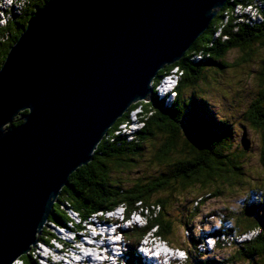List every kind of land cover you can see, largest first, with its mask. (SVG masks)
<instances>
[{
  "label": "water",
  "instance_id": "water-1",
  "mask_svg": "<svg viewBox=\"0 0 264 264\" xmlns=\"http://www.w3.org/2000/svg\"><path fill=\"white\" fill-rule=\"evenodd\" d=\"M227 1L48 0L34 11L0 67V264L29 255L69 176Z\"/></svg>",
  "mask_w": 264,
  "mask_h": 264
},
{
  "label": "trees",
  "instance_id": "trees-1",
  "mask_svg": "<svg viewBox=\"0 0 264 264\" xmlns=\"http://www.w3.org/2000/svg\"><path fill=\"white\" fill-rule=\"evenodd\" d=\"M47 1L24 0L20 12L13 7V10L9 9L12 18L4 25L0 24V67L27 20ZM239 5L244 9L247 5L258 6V3L255 0H228L183 57L159 71L153 81L152 98L133 104L108 130L95 149L93 159L69 176L47 222L67 225L71 217L65 210V203L78 211L83 219L99 211L112 210L119 204L125 206L127 215L141 210L147 218L146 225L130 227L123 232L128 241L125 264H142L137 245L152 228L157 229L156 234L164 239L160 240L173 245L178 228L189 227L196 216L195 206L203 199L204 191L220 196L226 187H236L249 191L246 201L238 213L223 211L222 225L209 234L216 238L217 248L222 249L225 243L238 245L237 238L258 231L252 239L238 246L227 262L264 264V186L260 185L263 183H244L243 176L247 171L243 168L246 165L243 161L247 150L237 144L238 132L243 129L221 112H215L202 90V83L209 90L219 85L218 71L232 66L247 75L242 81L244 87L247 82L255 83L250 92L253 97L242 120L258 138L264 169V8H257L263 17L258 20L257 14L238 11ZM231 51H236L233 64L227 61ZM175 67H180V78L177 95L169 102L166 97L158 96L156 87ZM209 70H215L211 78L206 74ZM136 108L142 111L139 121L145 123L129 135L120 130V125L129 121ZM21 122L17 117L15 125ZM248 142L241 138L242 146L248 147ZM188 192L198 197L194 200L195 209L187 207L184 219L176 218L174 206H183ZM53 236L54 232L46 227L39 240L49 242ZM186 238L178 246L187 251V264H222L200 259L195 247L201 240ZM21 258L26 264L35 262L31 251Z\"/></svg>",
  "mask_w": 264,
  "mask_h": 264
},
{
  "label": "rangeland",
  "instance_id": "rangeland-1",
  "mask_svg": "<svg viewBox=\"0 0 264 264\" xmlns=\"http://www.w3.org/2000/svg\"><path fill=\"white\" fill-rule=\"evenodd\" d=\"M23 2H24V0H11V2H9V0H0V13H1L0 14V24L4 25L7 23L8 19L12 18L11 16H9V9L13 10L12 7L14 8L15 11L20 12L21 7L23 5ZM258 4H259V2H258ZM239 10L245 11V9H243L241 6L238 7V11ZM3 37L7 38L6 35H4ZM235 59H236V51H231L227 56L228 63L233 64ZM214 73H215V70H209L206 72L207 77H210V78L212 76H214ZM243 74H244V76H243ZM217 76H218V81L220 82L219 85L212 86L209 90V88H207V86L202 83V90L204 92H206L205 94H206L207 100L211 102L212 107H213L215 112H221L222 116L229 118L233 122V124L236 123V125H238L239 128L243 129V131L238 132L239 134L237 135V144L239 146H241L243 149L247 150V152L245 153L244 161H243L246 164L243 168L245 171H247L246 175L243 176L244 183H247V181L251 185L263 183L260 185L264 186V169L262 168L261 160H260V147L258 146V138L256 137L255 133L250 129V126L248 125V123L246 121L242 120V117L245 115L246 108L249 106L250 100L253 97L250 94V92L254 88L255 83L253 81H251L250 83L247 82V86L244 87V83L242 81L246 80L245 76H247V75L245 73H243V71L240 68L235 67V66H232V67L226 69L225 71H218ZM159 84H160V82H159ZM159 84H158L157 88L160 92H162V95L165 96V94H168V92L174 93V86L173 85H171L165 89L160 90L161 88H159ZM157 94H158V91H157ZM169 99L170 98H168L167 101L170 102L171 100H169ZM141 112L142 111L140 108H136L135 110H133L131 112L132 119L136 120L138 115ZM239 121L244 122L245 123L244 126H243V124L241 125L239 123ZM139 125H140V121L137 122V127ZM241 138H246L249 141L248 147L242 146ZM143 162L146 163L147 161L143 160ZM142 166L145 167L146 165L142 164ZM259 178H262V180H260ZM253 181H255V182H253ZM189 189H192V188H189ZM208 192H210V191H204L203 192L204 197L199 202V204H197L196 206L194 205V200L197 199L198 197L196 196L195 193H192V192H188L185 194V196H186L185 198H187V199H186L183 206H181V207L176 206V205L174 206L175 209H173V215L176 218L183 217V219H184V217H185L184 214H185L186 208L189 207V209H195L194 206L196 207V212L194 211V214H196V216L192 219V221H190L189 227H179L178 228L179 231L176 234V237L178 240L176 238H173V246L174 247H180L178 245H180L181 242H183V240L186 237L191 236L192 239L203 240L205 242V245L203 243H201V244H197L195 247L196 248L195 249L196 255L199 254L198 256L200 257V259H202V260H204V259L215 260L218 262H222V264H243V262H241V261H239L237 263L227 262V259L230 258L231 255L236 252V250L238 249V246L244 244L241 241H244V242L247 240L249 241L250 239L253 238V236L255 234H257L258 231L251 232L252 234L247 235L245 240H243V238H241V239L237 238L236 240L238 242V245H236L235 243L234 244L225 243L224 248H222V249L217 248L216 243H215V245H213L214 240H215L214 238L209 237V236H207V238H205L204 236L207 233H214L219 229V227L222 225V221L220 220V217L223 216V214H224L223 211H229L230 210L229 211L230 213H233V212L238 213V211L241 209L242 205L246 201L247 196L249 194V191L245 190V189H240V188L237 189L236 187H231V188L226 187L220 196H213V195L209 194ZM200 193L202 194L201 191H200ZM65 205H69V204L65 203ZM118 206L113 208L114 210L109 212L108 214L112 215L113 213H116L119 215V218H122L123 217V211H124L127 222L124 223V225H123V227H121V229H127L128 226L131 224L133 226H137V227H142V226L146 225L147 218L139 210H136V211L132 212L130 215H127L125 206L123 204H119ZM66 207H68V206H66ZM70 210H72L73 212L78 214V212L76 210H74L72 207H70ZM101 213L103 215H105L104 212H98V213L92 214V216L94 215L93 217L92 216H90V217L96 218L97 216L102 215ZM138 214H142L144 217L142 216V218H140V217H138ZM95 222H98L97 219L95 220ZM69 225H70V227L73 226V224L70 222H69ZM54 226H55L54 224H51L48 227L54 233H57V229ZM113 228H114V226H113ZM95 229L96 228H93L90 231V233L94 232V234H95L96 233ZM118 232H119V235L122 236L120 231H118ZM72 234L73 235L76 234V237H78V234L76 232L72 231ZM111 235H113V234H111ZM95 236L98 238L101 237V235H95ZM115 236H118V235H115ZM120 236L118 237V239L122 240V237H120ZM83 237H84V235L80 234L79 243L82 245H83V243H81L82 242L81 240ZM146 237H148V235ZM116 238L117 237H113V238L111 237L112 240H115ZM149 239L152 240L154 238H152V236L150 235ZM187 239L188 238H186V240ZM229 240L232 241L231 238ZM146 241H148V238H145L142 240V242H146ZM177 241H179V242H177ZM93 242L94 241L92 240V242H89L92 244L84 243L85 245H83V246L86 247L85 250L87 249L88 252H82L81 258L84 259L85 255L87 253H91L92 259L89 260V263L93 262V264H102L103 261L98 256L100 251L93 249V248H97V247L99 248V245L97 243H93ZM118 243H119V241H117V244ZM51 245L53 247H57V246L61 247V244H58V242L56 240H52ZM83 246H81V247H83ZM104 246L106 248L105 252H107V250H109V248H107L106 245H104ZM125 246L126 247L124 249L126 251L127 243ZM39 247H40L39 249H37L36 251H33V253H32L35 256V259H34L35 263L34 264H57L56 260L53 256H47V254H46L47 251L54 252L53 249H46L45 250V247H44V245H42V243L39 244ZM116 247L118 248L119 246H116ZM156 248L158 250H163V249L169 248V245L166 241L163 242L162 240H159L158 244L156 245ZM205 248L208 251L207 253L205 252ZM100 249H101V247H100ZM191 249L194 250L193 248H191ZM125 251H124V255L118 257L116 260L113 259L114 258L113 256H109L108 254L105 253L104 259L112 260L116 264H123V260H124L123 258L125 257ZM180 253H182V252L177 253L179 257H181ZM198 256L196 258H198ZM94 259H95V261H94ZM178 260H179V262L185 263V261L182 260V258L178 259ZM64 262L68 263V264L71 263V261H64ZM224 262H226V263H224ZM16 263L21 264L22 258H19L18 260H16Z\"/></svg>",
  "mask_w": 264,
  "mask_h": 264
},
{
  "label": "clouds",
  "instance_id": "clouds-1",
  "mask_svg": "<svg viewBox=\"0 0 264 264\" xmlns=\"http://www.w3.org/2000/svg\"><path fill=\"white\" fill-rule=\"evenodd\" d=\"M9 2H11V0H9ZM163 78V77H162ZM178 84V83H177ZM177 84L175 85V90H176V87H177ZM158 86V85H157ZM156 91H158V96L160 97V94H162V92H160L159 90H158V88L156 87ZM176 93H177V90H176ZM165 96H167L168 98H170V100H173L175 97H176V95L175 94H173V93H171V94H165ZM144 126V125H143ZM0 131H3V129H0ZM74 209V208H73ZM75 210V209H74ZM114 209H112V210H108V211H99V212H104L105 213V215H100V216H97L96 218H92V217H89V218H87V219H83L82 218V216H81V214H79L78 213V217H79V222L76 224L77 226L75 227V228H72V227H70V225H69V223H67V225L66 226H61V225H58V224H56V225H58L60 228L58 229L59 230V233L57 234V233H54V236L53 237H51L50 239H49V242H44V241H38V242H40V243H42V245H44V247H45V250L46 249H51V248H60V247H53L52 245H51V241L52 240H56L57 242H58V244H61V247H64V248H66V249H69L70 250V247H72V244H71V242L68 240L69 239V237H72V238H74V237H76V234H72V231H74V232H76L77 234H78V237H76L77 238V240H74V242L76 243V244H78V245H82V244H80L79 243V240H80V234H83L84 235V237L82 238V242L81 243H88V244H91V243H89V242H92V240H93V238L95 237V235H97L100 231V229L98 230L97 229V223L99 222V221H102L103 223H104V225L106 224L107 225V227H110V225H111V222L112 221H115V220H117V219H120L121 221H120V223H119V226H120V229H119V231H120V233H121V235L124 233L123 232V230H125V229H121V227H123V225H124V223H126L127 222V220H126V216H125V214H124V211H123V217L122 218H119V215L118 214H116V213H113L112 215H110V214H108L109 212H111V211H113ZM78 212V211H77ZM140 212H141V210H140ZM142 213V212H141ZM81 216V217H80ZM138 217H140V218H142V216H141V214H138ZM97 219V221L98 222H95V220ZM100 219V220H99ZM69 222V221H68ZM103 225V226H104ZM129 226H132V227H134L132 224L131 225H129ZM128 226V228H130ZM46 228V227H45ZM93 228H96L95 230H96V233L94 234V232H91L90 233V231L93 229ZM111 228V227H110ZM127 228V229H128ZM72 230V231H71ZM156 231H157V229H151L147 234H146V236L148 235V237H144L143 239H145V238H148V241H149V236L151 235L152 236V238H154V239H152V240H154V241H156V239H160V236H158L157 234H156ZM123 232V233H122ZM101 235V237H100V239L102 238V236H103V234H100ZM99 239V240H100ZM142 239V240H143ZM99 240H97V242L99 241ZM141 240V241H142ZM94 241V240H93ZM37 242V243H38ZM125 243L127 242L128 243V241L127 240H125L124 241ZM37 243H36V245H37ZM35 245V246H36ZM139 245V244H138ZM138 245H137V248H138ZM34 247V246H33ZM32 247V248H33ZM32 248H31V250H32ZM30 250V251H31ZM49 253H50V251H47V256L49 255ZM139 255V254H138ZM184 254L183 253H180V256L182 257ZM22 257V256H21ZM20 257V258H21ZM32 257L35 259V256L32 254ZM141 258V257H140ZM19 259V258H18ZM17 259V260H18ZM124 260H126L125 259V257L123 258ZM123 260V264H125V261ZM154 260V259H153ZM152 259H151V261L153 262V263H155L154 261H153ZM22 261H23V259H22ZM143 261V259L141 258V262ZM185 261V263L187 264V260L185 259L184 260ZM35 263V262H34ZM102 264H110V263H107V260H103V263Z\"/></svg>",
  "mask_w": 264,
  "mask_h": 264
},
{
  "label": "bare ground",
  "instance_id": "bare-ground-1",
  "mask_svg": "<svg viewBox=\"0 0 264 264\" xmlns=\"http://www.w3.org/2000/svg\"><path fill=\"white\" fill-rule=\"evenodd\" d=\"M256 2L258 3H264V0H256ZM13 4V3H12ZM241 5H239L238 7H240ZM262 6V5H261ZM264 8V7H263ZM263 13V12H262ZM1 14V13H0ZM228 14V13H227ZM178 68H180V67H175L170 73H168V74H166V75H164L163 76V78L161 79V81H160V84H159V88H161L160 90H162V89H165V88H167V87H169V86H171V85H173L174 86V83L176 82V77H178L179 76V69ZM168 94H171V93H169L168 92ZM175 95H177L176 94V92L174 93ZM160 97L161 98H167L168 99V97L167 96H164V95H162V94H160ZM170 100V99H169ZM141 116H140V114L138 115V117H137V119L136 120H133L132 119V117H131V114H130V119H129V121L127 122V123H124V124H122V126L120 125V130L122 131V132H126V131H133L135 128H137V122L140 120L139 118H140ZM174 182H175V180H174ZM179 183V182H178ZM178 191V190H177ZM182 191V190H181ZM185 193V192H184ZM188 196V195H187ZM186 197V196H185ZM198 200V199H197ZM68 207H65V210L70 214V220H69V222L70 223H72L73 224V226H71L72 228H75V226H76V224L79 222V217H78V214H76L75 212H73L72 210H70V207L71 206H69V205H67ZM119 207V206H118ZM69 208V209H68ZM195 211V210H194ZM102 214V213H101ZM103 215V214H102ZM94 216V215H93ZM92 216V217H93ZM142 216V215H141ZM208 216V215H207ZM209 218V217H208ZM210 219V218H209ZM73 220V221H72ZM75 220V221H74ZM119 220V219H118ZM78 221V222H77ZM68 222V223H69ZM51 224H54L55 226V228L57 229V234L59 233V226L58 225H56L54 222H47V227L49 226V225H51ZM60 225V224H59ZM103 227V226H102ZM113 228V227H112ZM106 231H105V234L108 236L107 237V239H106V242H105V244L104 245H106V247L107 248H109V250H107V252H106V254H108L109 256H110V253H111V249H110V245L112 246L114 243V241H116V245L115 246H119L118 244H120V242H121V240H119L118 239V237L120 236L119 235V229H117V228H115V230L114 231H112V229L110 228L109 230L107 229V227H105L104 228ZM116 234H115V233ZM111 234H113V235H111ZM115 235H118V236H115ZM225 235V234H224ZM111 237L113 238V237H117L115 240H112L111 239ZM120 237H122V236H120ZM191 237V236H190ZM117 241H119V243L117 244ZM39 244H41L40 242H38V244L36 245V246H34L33 248H32V250H31V253H33V251H36L37 249H39L40 247H39ZM83 245H85V244H83ZM83 245H80L78 248H77V250L76 251H73V252H70L68 255H65V261H71V263H69V264H74V261L76 260V259H81V260H83L85 263H87V262H89V260L90 259H92V255H91V253H87L86 255H85V257H84V259L83 258H81V253L82 252H88L87 251V249L85 250V248L86 247H84ZM81 246H83V247H81ZM106 249V248H105ZM161 252H162V250H161ZM48 256H53L54 258H55V260H56V258H58V255L57 254H52V255H48ZM98 260V259H97ZM94 261H95V259H94ZM47 262V261H46ZM40 263V262H39ZM14 264H17L16 263V261L14 262ZM63 264H68V263H63ZM155 264V263H154Z\"/></svg>",
  "mask_w": 264,
  "mask_h": 264
},
{
  "label": "built area",
  "instance_id": "built-area-1",
  "mask_svg": "<svg viewBox=\"0 0 264 264\" xmlns=\"http://www.w3.org/2000/svg\"><path fill=\"white\" fill-rule=\"evenodd\" d=\"M262 5V6H261ZM242 7V6H241ZM258 7H264V3H259L258 4V6H254V5H247L246 7H244V9H245V11H246V13H248V14H257L256 16H257V18H259L258 20H262V16L258 13V10H257V8ZM259 14V15H258ZM255 16V17H256ZM254 17V18H255ZM256 19V18H255ZM179 78H180V76H178V77H176V82L174 83V88H175V85L178 83V80H179ZM176 92V90L174 89V93ZM173 93V94H174ZM144 121H142V122H140V125L137 127V128H135L134 129V131H126L125 133L126 134H133L135 131H137V130H139L140 128H142L143 127V125H144Z\"/></svg>",
  "mask_w": 264,
  "mask_h": 264
}]
</instances>
